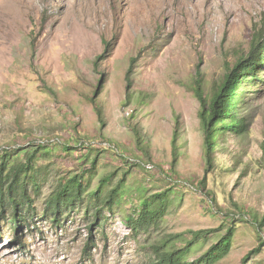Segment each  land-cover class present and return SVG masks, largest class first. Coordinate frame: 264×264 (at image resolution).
<instances>
[{"label":"rangeland","instance_id":"obj_1","mask_svg":"<svg viewBox=\"0 0 264 264\" xmlns=\"http://www.w3.org/2000/svg\"><path fill=\"white\" fill-rule=\"evenodd\" d=\"M259 31L264 0H0V153L74 149L40 161L50 180L40 182L37 217L15 234L7 214L0 264H150L166 241L191 243L195 261L229 228L232 248L217 264H264V247L249 256L264 243V84L238 112L249 131L219 135L211 164L194 92L198 67L210 97ZM74 175L90 185L87 203L124 182L121 216L95 228L85 209L62 226L47 220L46 199ZM145 191L171 205L135 234L124 219Z\"/></svg>","mask_w":264,"mask_h":264},{"label":"trees","instance_id":"obj_2","mask_svg":"<svg viewBox=\"0 0 264 264\" xmlns=\"http://www.w3.org/2000/svg\"><path fill=\"white\" fill-rule=\"evenodd\" d=\"M254 36L249 53L240 57L234 65H227L224 79L220 84L213 86L210 97L206 93L202 73L198 67L194 92L201 104L199 118L209 164L212 162V152L218 145L219 135L233 133L242 136L249 131V124L245 118L240 117L238 112L243 99L250 93L249 89L264 84V37L260 35V31ZM100 59L101 57L97 59L96 65ZM91 102L95 105L100 121L103 122L104 113L98 105L97 97L91 99ZM61 147L67 152L74 151L65 145L37 144L0 153L1 227L7 220L8 213L12 217L9 219L11 220L9 224L15 234L21 230L23 223L30 224L35 221L38 212L36 200L43 197V185L40 182L50 180L46 173L50 170V166H42L40 161L53 156V151ZM83 149L86 150L87 147ZM96 166L97 159L92 163V168L95 169ZM89 186V183L86 185L83 183L81 175L70 176L59 181L45 201L44 217L55 225L62 226V221L66 219L63 217L64 214L85 209V215L92 219L91 227L95 228L110 218L121 216V203L125 196L124 182L106 194L102 188H99L92 194V203L85 201ZM142 193L145 196L140 200L139 207L132 215L124 219V224L129 226L135 234L148 232L153 226L158 225L167 216L171 205L170 199L164 193L152 195L149 194L150 191ZM137 215V219H134ZM258 228L260 231L264 229V217L258 223ZM234 236L235 229L229 228L216 245L195 261L189 260L193 253L191 243H188L185 248H178L169 246V241H166L153 247L154 255L150 264H217L229 254ZM94 245L96 243L92 239L86 248L92 249ZM263 247L264 243L260 248L253 250L249 256L258 254Z\"/></svg>","mask_w":264,"mask_h":264}]
</instances>
